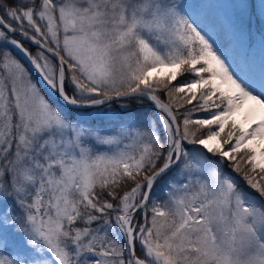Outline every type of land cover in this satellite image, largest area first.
Returning a JSON list of instances; mask_svg holds the SVG:
<instances>
[{"label":"snow or ice","instance_id":"obj_1","mask_svg":"<svg viewBox=\"0 0 264 264\" xmlns=\"http://www.w3.org/2000/svg\"><path fill=\"white\" fill-rule=\"evenodd\" d=\"M0 264H264V0H0Z\"/></svg>","mask_w":264,"mask_h":264},{"label":"rangeland","instance_id":"obj_2","mask_svg":"<svg viewBox=\"0 0 264 264\" xmlns=\"http://www.w3.org/2000/svg\"><path fill=\"white\" fill-rule=\"evenodd\" d=\"M257 3H258V0H257ZM254 28V30H255V27H253ZM97 113L96 112H93V115H96Z\"/></svg>","mask_w":264,"mask_h":264}]
</instances>
